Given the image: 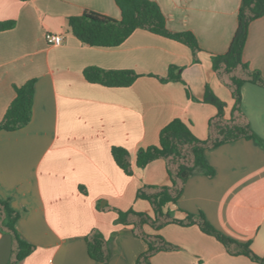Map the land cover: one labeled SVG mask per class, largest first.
<instances>
[{
	"label": "crops",
	"instance_id": "0c3cea01",
	"mask_svg": "<svg viewBox=\"0 0 264 264\" xmlns=\"http://www.w3.org/2000/svg\"><path fill=\"white\" fill-rule=\"evenodd\" d=\"M151 1L170 31L195 35L199 63L185 45L142 30L114 48L85 46L70 34L69 19L85 11L120 20L114 0H0V23H15L0 32V123L15 87L35 80L31 122L19 131L0 132V199L20 214L16 229L35 247L20 264H137L148 247L131 227L116 224L114 210L152 215L138 190L170 185L163 160L139 169L137 153L158 145L161 130L175 119L207 139L218 113L203 101L207 87L225 103L224 116L230 118L232 94L219 81L212 56L228 52L242 0ZM48 34L61 35L62 45H50ZM243 59L264 77V16L248 28ZM88 67L129 70L140 78L127 88L103 87L86 81ZM170 68L181 82L156 78L167 77ZM241 96L251 129L264 139V87L246 83ZM113 147L129 152L131 177L114 162ZM205 156L215 175L191 176L178 207L202 212L219 232L264 257V147L242 139ZM144 230L178 247L155 254L150 264H257L229 255L197 226ZM93 231L111 243L107 263L89 255L86 238Z\"/></svg>",
	"mask_w": 264,
	"mask_h": 264
},
{
	"label": "trees",
	"instance_id": "16d2710c",
	"mask_svg": "<svg viewBox=\"0 0 264 264\" xmlns=\"http://www.w3.org/2000/svg\"><path fill=\"white\" fill-rule=\"evenodd\" d=\"M27 2L28 0H21ZM121 12V19L85 11L81 16L69 19V32L83 45L90 47L114 48L122 45L134 32L142 30L150 34L178 42L188 47L194 63H199L201 52L198 40L192 32H172L166 26V18L159 5L151 0H114ZM264 16V0H242L238 13V27L229 50L224 55L212 56L213 69L219 81L230 91L233 106L230 118L224 116L225 103L206 88L204 102L214 105L218 113L209 122V135L205 140L194 136L190 126L180 119H175L164 127L159 135V144L139 150L136 166L146 168L157 160L166 163L169 186L145 185L137 192V198L150 204L153 214L114 210L117 213L116 224L131 227L134 235L146 243L148 249L141 255L137 264H150V259L160 252H172L178 247L167 242L159 235L148 234L144 227L158 232L168 225L181 227L197 226L202 233L216 239L231 256H243L254 263L264 264V257L257 256L250 244L239 243L215 229L202 212L188 213L178 207V201L184 192L187 180L197 172L206 177L215 175L214 169L206 160V152L238 140L255 141L264 147L260 138L250 127L241 109V90L246 83L264 87L261 72L252 70L244 62L243 52L248 38L250 24ZM13 21L0 23V32L12 30ZM84 78L90 84L108 88H127L140 76L129 70H105L88 67ZM162 83L181 82V77L170 68L167 77H156ZM16 97L9 106L0 123V132H15L28 126L32 120L35 80L28 81L22 87H15ZM112 157L116 165L131 177L134 174L129 152L121 147L112 148ZM171 208L174 210L171 211ZM99 209V207H98ZM100 210H105L100 209ZM20 214L8 201L0 199V234H10L13 239V252L8 264H20L30 256L35 247L21 239L16 224ZM90 257L107 263L111 259V243L100 232L93 231L87 238Z\"/></svg>",
	"mask_w": 264,
	"mask_h": 264
},
{
	"label": "water",
	"instance_id": "95a60500",
	"mask_svg": "<svg viewBox=\"0 0 264 264\" xmlns=\"http://www.w3.org/2000/svg\"><path fill=\"white\" fill-rule=\"evenodd\" d=\"M13 252V239L10 234L0 237V264H8Z\"/></svg>",
	"mask_w": 264,
	"mask_h": 264
},
{
	"label": "built area",
	"instance_id": "2783aa9c",
	"mask_svg": "<svg viewBox=\"0 0 264 264\" xmlns=\"http://www.w3.org/2000/svg\"><path fill=\"white\" fill-rule=\"evenodd\" d=\"M47 42L52 46H60L63 43V37L56 34H48Z\"/></svg>",
	"mask_w": 264,
	"mask_h": 264
}]
</instances>
